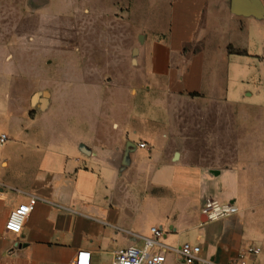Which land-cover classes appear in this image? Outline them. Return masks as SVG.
Listing matches in <instances>:
<instances>
[{
	"label": "crops",
	"instance_id": "0c3cea01",
	"mask_svg": "<svg viewBox=\"0 0 264 264\" xmlns=\"http://www.w3.org/2000/svg\"><path fill=\"white\" fill-rule=\"evenodd\" d=\"M114 4L141 38L136 63L119 82L80 83L75 101L61 84L59 99L44 91L46 108L39 92L30 103L6 60L13 41L0 42V264H77L82 250L111 264L154 226L163 236L151 252L166 251V264L184 242L218 264L253 245L249 264H264V112L229 100L227 82L264 66V0ZM207 195L239 211L202 221ZM33 198L23 230L8 231Z\"/></svg>",
	"mask_w": 264,
	"mask_h": 264
},
{
	"label": "rangeland",
	"instance_id": "374dc122",
	"mask_svg": "<svg viewBox=\"0 0 264 264\" xmlns=\"http://www.w3.org/2000/svg\"><path fill=\"white\" fill-rule=\"evenodd\" d=\"M117 1L0 0V42L13 41L6 60L20 67L13 66L12 70L21 72L20 92L27 94L30 103L34 93L39 92L43 98L44 91L49 89L59 99L61 84L71 89L69 97L75 101L80 83H115L124 79V71L136 63L133 49L140 46L141 38L136 40L133 22L131 25L132 20L123 17V5L116 6ZM97 70L100 75L89 74ZM227 82L229 100L252 104L264 112L262 63H257L252 78L242 82L233 76L232 70ZM108 95L111 96L110 92ZM106 105L107 109V102ZM75 114L72 111L70 116ZM251 116L255 120L257 114Z\"/></svg>",
	"mask_w": 264,
	"mask_h": 264
},
{
	"label": "built area",
	"instance_id": "2783aa9c",
	"mask_svg": "<svg viewBox=\"0 0 264 264\" xmlns=\"http://www.w3.org/2000/svg\"><path fill=\"white\" fill-rule=\"evenodd\" d=\"M9 140L7 133L0 134V145ZM141 147H146V142L140 143ZM36 199H31L28 203H23L15 207L6 222L5 228L14 233H20L29 215L33 211ZM203 212L208 220H218L229 217L239 211L237 205L231 201L224 202L218 197L207 195L204 197ZM153 237L145 240L143 248L126 247L119 249L114 253L111 264H166L168 257L164 250L151 252V249L159 244V239L163 236V231L159 226L152 227ZM176 254V260L173 264H218L214 260L201 257L202 247L199 244L184 242L173 249ZM261 251L259 247L249 245L243 249L236 260L227 264H249L248 257L258 254ZM77 264H91V253L89 251H80L77 255Z\"/></svg>",
	"mask_w": 264,
	"mask_h": 264
},
{
	"label": "water",
	"instance_id": "95a60500",
	"mask_svg": "<svg viewBox=\"0 0 264 264\" xmlns=\"http://www.w3.org/2000/svg\"><path fill=\"white\" fill-rule=\"evenodd\" d=\"M135 51H137V49H135ZM33 101H34V103H37L39 101L40 104H41V107L42 108H46V106L48 104V94L45 93L43 98L42 97L40 98L39 94H36L34 96V98H33ZM201 220L202 221H207L208 220L207 219V215L205 213L203 214Z\"/></svg>",
	"mask_w": 264,
	"mask_h": 264
}]
</instances>
